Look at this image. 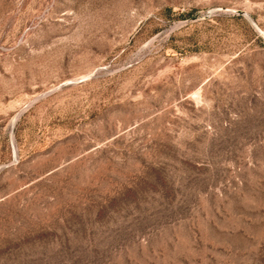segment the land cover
I'll use <instances>...</instances> for the list:
<instances>
[{
    "label": "rangeland",
    "instance_id": "1",
    "mask_svg": "<svg viewBox=\"0 0 264 264\" xmlns=\"http://www.w3.org/2000/svg\"><path fill=\"white\" fill-rule=\"evenodd\" d=\"M0 264H264V0H0Z\"/></svg>",
    "mask_w": 264,
    "mask_h": 264
}]
</instances>
